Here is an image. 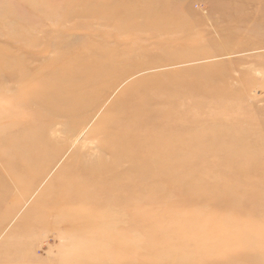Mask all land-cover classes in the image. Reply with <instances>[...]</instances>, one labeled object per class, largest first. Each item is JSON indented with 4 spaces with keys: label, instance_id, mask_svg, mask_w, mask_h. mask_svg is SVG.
<instances>
[{
    "label": "bare ground",
    "instance_id": "obj_1",
    "mask_svg": "<svg viewBox=\"0 0 264 264\" xmlns=\"http://www.w3.org/2000/svg\"><path fill=\"white\" fill-rule=\"evenodd\" d=\"M23 1L44 14L40 18L52 22L56 34L51 39L47 32L34 33L38 22L24 23L21 10L2 6L0 24L17 31L8 35L23 39L32 52L39 50L20 56L0 52V161L12 159L17 172L39 182L71 150L50 184L54 212L70 223L104 216L140 222L156 218L153 206L166 207L165 215L195 199L239 201L256 196L241 193L251 187L236 179L238 171L264 167V156L254 152V140L238 137L224 153L193 154L179 153L176 140L171 139L177 123L190 120L194 109L244 101L243 94L213 87L211 81L195 79L180 86L167 76L134 81L85 133L111 92L138 67L134 52L118 50L107 40L129 38L139 31L172 30L179 25L175 14L179 0ZM255 3L261 4L258 13L241 15ZM212 15L223 39L250 42L264 33V0H215ZM103 28L116 35L102 32ZM75 30L85 31L84 40L71 34ZM50 53L56 56L50 58ZM16 151L20 154L14 156ZM210 162L231 164L232 183L214 178ZM28 163L34 171L26 169ZM262 179L248 178L254 184ZM170 199L177 203H163ZM214 211L217 214L222 207ZM233 228L241 231L239 226Z\"/></svg>",
    "mask_w": 264,
    "mask_h": 264
},
{
    "label": "rangeland",
    "instance_id": "obj_2",
    "mask_svg": "<svg viewBox=\"0 0 264 264\" xmlns=\"http://www.w3.org/2000/svg\"><path fill=\"white\" fill-rule=\"evenodd\" d=\"M213 1L176 2L179 25L172 30L154 34L139 31L129 38L115 36L107 40L118 50L134 52L138 67L111 92L85 133L134 81L167 76L180 86L195 79L208 80L213 87L238 91L236 93L243 94L245 99L231 105H202L194 109L193 115H188L191 119L178 122L172 135L178 152L224 153L234 144L232 139L246 137L254 140V152L264 156V33H258L250 42L223 39L217 24L213 23L216 16L210 18ZM58 2L60 0H56ZM4 4L21 10L25 15L24 23L38 22L32 30L34 33L42 32L43 36L47 32L51 39L55 36L53 23L41 19L44 14L31 10L23 0H0V11ZM260 10L261 4L255 3L241 15ZM74 20L89 22L85 18ZM10 30L17 32L0 24V52L14 56L37 53L39 48L32 52L23 39L9 36ZM102 32L116 35L110 28H103ZM71 34L79 37L78 40L86 36L83 30ZM55 56V53L48 55ZM205 114L214 117H205ZM67 152L39 182L17 172L12 159L0 161V264H264V180H257L256 184L248 180L253 176L264 177V167H254L248 173L236 172V179L251 187L250 191L241 193L256 195L249 199H195L165 215L162 210L166 207L153 206L150 209L156 218L140 222L127 217L104 216L70 223L50 208L54 202L48 196L51 181L71 150ZM19 154L14 152V156ZM213 164L209 163L211 175L221 183H232L233 166ZM26 169L34 171L35 166L28 163ZM172 200L163 203H177ZM216 206L222 207L217 214ZM158 214L163 217L157 218ZM234 226H239L241 231H233ZM179 233L185 235L180 237Z\"/></svg>",
    "mask_w": 264,
    "mask_h": 264
}]
</instances>
